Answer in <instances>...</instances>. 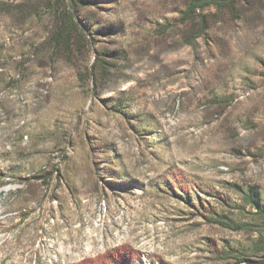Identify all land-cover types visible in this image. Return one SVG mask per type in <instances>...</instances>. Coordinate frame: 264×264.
<instances>
[{
    "label": "rangeland",
    "instance_id": "rangeland-1",
    "mask_svg": "<svg viewBox=\"0 0 264 264\" xmlns=\"http://www.w3.org/2000/svg\"><path fill=\"white\" fill-rule=\"evenodd\" d=\"M184 2L0 0V264H112L121 246L133 264H247L225 250L256 234L210 212L249 220L220 199L239 186L264 199V0L205 10L195 46Z\"/></svg>",
    "mask_w": 264,
    "mask_h": 264
},
{
    "label": "trees",
    "instance_id": "trees-1",
    "mask_svg": "<svg viewBox=\"0 0 264 264\" xmlns=\"http://www.w3.org/2000/svg\"><path fill=\"white\" fill-rule=\"evenodd\" d=\"M243 2L244 0H185L183 8L179 11L181 13V23L187 25L192 23L195 18H198L199 23L201 24L198 28L197 34L194 37L189 38L186 43L191 46H195L196 37L208 28L206 15L203 14L205 10L214 8L216 12L235 14L238 7H240ZM69 38L68 34L65 35L64 31L59 29L51 37V44H53L56 48L62 44L65 46L67 51H70ZM98 61H102V59L97 57V60L91 64L89 75L92 81L97 79V76L94 73V70L97 67L96 64H98L100 68V70L98 69L99 71H106L107 69L104 62L99 63ZM57 171V167H52L50 170L46 171L43 168H40L39 171L34 172L29 176H25L22 179V182L31 184L32 182L38 181L42 184L48 185L53 178V174H56ZM237 188L240 196L239 204L235 202H227L229 199L223 195L220 196V199L226 202L228 207H232L241 214H247L249 220L246 222H239L235 220V218H232L230 213L228 214V212L222 210L216 212L215 209H212L210 212V220L231 230H244L250 234H256L255 238H252L249 243L237 244L235 248L232 247L226 249L225 252L230 251L234 253L235 257H241L247 264H264V199L254 186H239ZM201 191L208 193L207 189H201ZM189 197L190 195L188 194V197L185 199L190 200ZM246 206L249 208L247 211L245 209ZM133 253V250L121 246L115 248L111 253H107L105 257L107 260L112 262V264H133L135 261L133 259ZM253 256H257V258H254Z\"/></svg>",
    "mask_w": 264,
    "mask_h": 264
}]
</instances>
